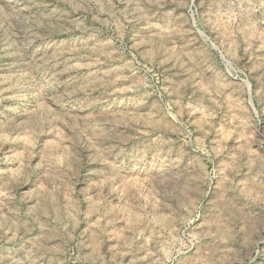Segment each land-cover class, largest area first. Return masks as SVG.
<instances>
[{"label": "rangeland", "instance_id": "rangeland-1", "mask_svg": "<svg viewBox=\"0 0 264 264\" xmlns=\"http://www.w3.org/2000/svg\"><path fill=\"white\" fill-rule=\"evenodd\" d=\"M0 264H264V0H0Z\"/></svg>", "mask_w": 264, "mask_h": 264}]
</instances>
